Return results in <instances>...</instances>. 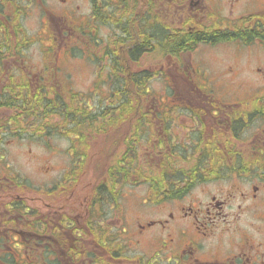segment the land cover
I'll return each mask as SVG.
<instances>
[{
	"label": "flooded vegetation",
	"instance_id": "flooded-vegetation-1",
	"mask_svg": "<svg viewBox=\"0 0 264 264\" xmlns=\"http://www.w3.org/2000/svg\"><path fill=\"white\" fill-rule=\"evenodd\" d=\"M24 4L49 40L40 64L22 37L0 50V264H264V89L235 79L264 78V0H13V37ZM223 48L234 66L199 56ZM146 93L136 121L122 103Z\"/></svg>",
	"mask_w": 264,
	"mask_h": 264
},
{
	"label": "rangeland",
	"instance_id": "rangeland-1",
	"mask_svg": "<svg viewBox=\"0 0 264 264\" xmlns=\"http://www.w3.org/2000/svg\"><path fill=\"white\" fill-rule=\"evenodd\" d=\"M54 4V0H46V5H51ZM37 8V7H36ZM36 8H32L31 11L27 12L25 11V16L23 18V22L25 25V30L28 33V36L30 39H34V40H39L40 42H36V44H33L32 47L26 52V56L32 61L35 62L36 64H40L41 63V59L42 56L45 55L44 51H45V45L42 44L44 42H46L47 40L45 38H37V35L41 32V30H43V27H40V11L37 10ZM48 32L46 31V29H44V31H42V34L44 36L47 37V39L49 40V36L47 34ZM42 42V43H41ZM47 45H51V42H47ZM229 49H220L219 51H213V50H203L199 53V56L202 57H208L210 60L215 61L216 63L212 65V68L214 71H218V67H220L221 61L224 58L225 62H230L227 65H225V67H229V66H234V63L232 62V58H229L227 55L229 53ZM263 56H264V50H263ZM165 61V59H162ZM151 65H155L157 63V61H150ZM149 63H146V66H148ZM253 66H256V64H253ZM73 72V78L77 79L78 85L79 87H83L82 85V80L81 78L83 77L84 72L80 69H78L77 67L74 68ZM237 84L240 86L241 89L244 90H248V91H252V93H255V91L257 89H264V78L261 77L260 75H250V77H242L239 75H236L235 77ZM151 93L153 94L149 99H148V106H151L154 103H158L159 99L163 97L162 93H163V88L166 87L164 80L161 79H155L153 80L151 83ZM175 86L179 87V85L176 83ZM246 88V89H245ZM246 90V91H247ZM8 151L11 155V159L14 160V158H16L14 156L13 153H17L20 151V156L19 158L16 160V162H18V166L21 167L22 169H27L30 170L33 174L36 175H40V181L41 182H45V176H43V174L46 171V167L48 166V162L46 160V150L39 148L37 155L39 156V158L41 159V163L39 164V167L37 169L31 167L30 164L31 163V158L27 157L25 152L27 151V148L22 146V143H18L14 146H11L10 148H8ZM142 153L144 154V151H142ZM132 196V200H134V198H141L144 199V197H146V191L143 188H139V189H135L134 193L131 194ZM138 214L135 213L134 216H137Z\"/></svg>",
	"mask_w": 264,
	"mask_h": 264
},
{
	"label": "trees",
	"instance_id": "trees-1",
	"mask_svg": "<svg viewBox=\"0 0 264 264\" xmlns=\"http://www.w3.org/2000/svg\"><path fill=\"white\" fill-rule=\"evenodd\" d=\"M3 10V7L0 5V11ZM16 33H19L18 29H16ZM264 36V35H263ZM209 39V36L205 34H196V35H189L186 37H169L168 38V44H165L166 39L163 36H160L157 38V42L160 46L163 45L164 47H169L171 50H179V49H184L187 47V43L190 41H195V40H206ZM6 42V48L10 52L11 46H13V41L12 38H9V35H6V40H3L0 42V50L2 49L4 43ZM162 47V46H161ZM137 53V50H135ZM146 80V84H147ZM147 98V93L145 95H134L132 97L128 96L126 98V101L122 103V106L126 105H133V114H134V120L139 121L144 118L143 114V109L142 106L145 103V99ZM24 110L22 111V114H27L31 116V112L28 110L26 103L24 102ZM43 105V102L40 99V96L38 97V102H37V107H41ZM120 111V110H118ZM126 118V117H125ZM137 128V127H136Z\"/></svg>",
	"mask_w": 264,
	"mask_h": 264
}]
</instances>
